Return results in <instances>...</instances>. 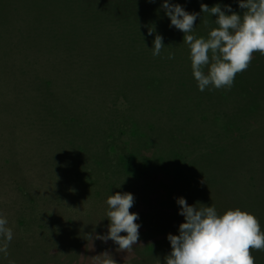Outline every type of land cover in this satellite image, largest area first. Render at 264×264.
Masks as SVG:
<instances>
[{
	"label": "rangeland",
	"instance_id": "rangeland-1",
	"mask_svg": "<svg viewBox=\"0 0 264 264\" xmlns=\"http://www.w3.org/2000/svg\"><path fill=\"white\" fill-rule=\"evenodd\" d=\"M88 2L96 4L94 10L101 16L91 13L95 18L89 20L85 18L88 13L80 14L73 8L65 12L61 2L57 8H49L54 11L51 24L45 21L42 29L59 32L55 45L41 35L29 34L40 68L16 61L12 75L0 72V205H23L14 195L17 186L23 185L35 192L32 210L37 215L45 211L46 215L65 218L58 225L67 230L64 239L57 240L60 228L53 226L55 222L35 216L31 220L25 215L17 222L7 215L13 231L8 248L17 252L7 263L102 264L107 252L117 264H165L171 250L167 235H178V226L184 221L177 197L189 205L214 206L218 214L234 208L248 211L264 230V171L246 167L255 159L264 165V149L263 154L257 149L264 140V55L256 53L261 61V67L257 63L255 69L261 87L254 94L261 110L254 106L256 99L251 93L240 99L243 93L238 85L213 88L215 93L209 98L195 91L187 94L177 81L162 82V73L154 71L158 57L154 58L148 45L153 43L144 44L136 35L134 18L150 28L165 30L163 38L177 43L189 62L190 49L183 33L170 26L163 0ZM168 2L200 14L191 33L195 36L204 31L207 16L211 22L216 19L201 13V3L208 7L218 4L225 14H229L226 5L238 14L244 11L238 0ZM111 13L115 20L125 16L126 26L108 19ZM143 31L141 27L137 32ZM71 43H77L79 51L70 48ZM182 62L186 70L191 68V61ZM238 74L234 83L242 84ZM156 77L160 83L152 82ZM248 106L255 112L245 115ZM231 124L241 128L240 135H227L225 126ZM232 139L242 146L229 148ZM94 159L100 160L101 168L89 169ZM243 162L247 169L243 177L248 182L230 184L229 165L238 167ZM45 163L49 174L43 171ZM92 175L111 184L97 185L98 177L93 180ZM251 178L257 180L255 185ZM88 187L87 193L80 194ZM115 192L133 194L130 211L139 217V241L126 252L119 251L111 239L105 242L97 238L107 233L106 200ZM74 204H86L88 210L76 209L79 217L70 223ZM33 242L39 253L28 248ZM252 255L255 264H264V251L253 250Z\"/></svg>",
	"mask_w": 264,
	"mask_h": 264
},
{
	"label": "clouds",
	"instance_id": "clouds-1",
	"mask_svg": "<svg viewBox=\"0 0 264 264\" xmlns=\"http://www.w3.org/2000/svg\"><path fill=\"white\" fill-rule=\"evenodd\" d=\"M238 4L244 10L242 14L232 11L228 5L225 7L229 14H225L218 4L212 7L200 4L201 13L216 17L217 27L205 38L191 34L200 14L163 0L162 8L170 26L183 33V40L190 49L192 74L200 91L230 89L236 75L251 64L253 54L264 55V0H238ZM153 31L148 28L149 35ZM164 47L163 37L156 34L152 55L159 56ZM167 58L174 59V53L169 52ZM106 203L108 230L97 238L105 242L111 239L119 251H130L139 241L140 228L138 214L130 211L134 196L130 192H115L107 197ZM176 203L184 221L178 226V235H167L171 250L165 264H255L253 250L264 251V230L257 217L248 211L234 208L218 214L214 206L199 202L189 205L183 197H177ZM197 203L201 205L199 208ZM0 238V253L6 257L13 231L2 213ZM104 256L102 264H117L109 253L105 252Z\"/></svg>",
	"mask_w": 264,
	"mask_h": 264
},
{
	"label": "trees",
	"instance_id": "trees-1",
	"mask_svg": "<svg viewBox=\"0 0 264 264\" xmlns=\"http://www.w3.org/2000/svg\"><path fill=\"white\" fill-rule=\"evenodd\" d=\"M88 1L89 0H87V1L86 0H0V72L6 74L7 76H8V73L12 75L14 73V72H12V69H13L14 63L16 61L25 62V64H29V65L34 63V64H37V67L40 68L41 64L39 65L37 60H36V59H38V55L33 50L31 42L28 41L29 40V34L30 35L31 34L41 35V39L44 37L46 42L49 40H52L53 44L55 45L56 41L58 40L57 38L60 35V34H58L59 32L53 31V30H51V28H47L45 30L42 29L45 26V24H44L45 21H48V23L51 24V16L53 17L54 11L51 12L50 10H52V9L49 10V8L50 7L52 8L54 6L57 8L58 4L61 2V3H64L63 4L64 6H62L61 8L64 7L65 12H67L71 8H73L74 11L79 12L80 14L88 13L87 17H85V18H88L89 20H93V18H95V17L91 16V13L92 14L97 13V15L101 16L100 11H96L97 9L94 10V5H96V4L95 3H89ZM135 9H137V8H135ZM141 9L144 10L143 7H141ZM53 10H56V9H53ZM107 18L108 19L112 18L113 22H115V24L118 23V25H120L121 27L126 26V25H124L125 16H123L122 20L119 17H118V19L115 20L114 13H111L110 15H107ZM205 21H207V24H205ZM205 21L202 24L205 26V28H203L204 31L199 30V32L197 33L198 36H196V37L207 38L209 31L212 28L217 27L215 22H211L209 20V16H207ZM134 26L136 29V35H138L139 37H141V39H143L144 44H145V42H148V41H151L153 43V40H154V37L156 34H159L163 37V35L165 33V30H163V29L153 28L154 29L153 34L149 35L148 34V28H150V27L148 26V23L143 24L142 21L137 20L135 18H134ZM24 27H26V28L29 27V28H27V30H26V28H24ZM141 27L143 28L144 31H143V33H138L137 31ZM53 34H55L56 36L53 37ZM41 39H39V40H41ZM163 43H164L165 47L162 49L161 54L159 56H155L158 58L155 59L157 64H156V67L154 70L155 73H159V72L162 73L161 75L164 76V78H163L164 80H162V82L165 80L177 81L178 83H180L182 91L187 93V94H193V92L195 91L196 93L200 92L199 94H201L203 97H207V98H209V96L213 95L215 93L213 88H206L204 91H200L198 89L197 81L195 80V78L192 74V69L188 68L186 70L185 67L187 65L183 66L184 63L182 61L190 64V60L188 62L189 56L186 55L185 58L182 57L183 56V50L179 49L177 43L175 44V42L173 40L166 38V37L163 38ZM72 44L74 45V47ZM69 45H70V48L77 47V50L79 51V47H78L79 45L77 43H71ZM148 45H150L151 47L153 46V44H151V43ZM67 47H68V45L67 46L65 45V50L67 49ZM169 52L174 53V59H168L167 58ZM253 55L254 56L252 59V63L249 65L247 70L238 74L240 79L244 80V82L242 84L235 82V83H233V85L240 86L239 91H241V93H243L241 95L240 99L248 96L250 93L252 95H254V96H251V98L256 99L254 106L258 109L260 106L259 98L254 93H257V90L260 89L261 86L259 83V79L257 78V72L255 69H256L257 63L261 67V61L257 58L256 53H254ZM34 61H36V63ZM181 66H183V67L181 68ZM204 71H205V73H207V68H205ZM23 72L29 73L26 71H23ZM181 73H182V75H181ZM12 79H13V77H12ZM154 81H158L160 83V81H161L160 77L154 78L152 80V82H154ZM168 81H167V84H168ZM6 86L8 88H10L12 85L6 84L5 87ZM131 89L132 88H130V91H131ZM133 95L137 96L136 92H134ZM17 99H18L17 101L19 102V104L22 103L20 101V98L17 97ZM249 103L250 102H248L247 104H249ZM142 104L143 103H140V105H142ZM245 110H246V112H245ZM259 110H261V107L259 108ZM253 112H255V110L251 109L249 106L247 108H244L245 115H247L248 113H253ZM211 116H213V115H211ZM232 125L233 124H231L230 126H225V132H227V135H228V132H235L236 136L240 135L241 134V128H238L237 125H235V126H232ZM235 135H233V136L236 137ZM232 141H235V142H232ZM260 141H262V140H260ZM228 143H229L228 144L229 148H233V147L235 148L236 146H234V145H236V144H238V147L242 146V145H240V143L238 141H236L234 139H232ZM263 144H264V140L260 143V146H257V149L259 151H261V152H258V154H260V153L263 154V152H262V149H264V147L262 146ZM243 152H245V150ZM94 161L95 162L92 164V166L89 167V169L102 167L99 159L98 160L94 159ZM260 161H261V159H255V162H253V165H250V166L247 165L246 166L247 169H250V168H252L253 170L261 169V171H264V165H260ZM55 163L56 162H54V164ZM42 167H43L44 172H48L46 169V163L42 164ZM67 167L69 168L68 165H67ZM71 167L73 168L72 165H71ZM246 167H245V162H243L242 166H238V167L234 166V165H229V170H228L229 171L228 172L229 179L228 180L230 181V184H234L236 182L239 183V181L244 182V183L248 182V179L246 177H243V175L245 174V170H247ZM60 169L61 168H60V164H59V171H60ZM238 171H241L240 174H238ZM101 173L103 174L102 170H101ZM48 174H49V172H48ZM51 176L50 177L54 180L53 175H51ZM92 176H94L93 180H96V178L98 177V175H96V176L92 175ZM41 179H43V178H41ZM97 180L99 182L97 185H100V184L101 185H107V183L111 184V181L103 179V178L100 179L98 177ZM100 180H104V181L100 182ZM81 181L84 182V180H81ZM112 181H115V179ZM250 181H251V183H253V185H255L257 180L254 178L253 179L251 178ZM86 182L92 184V182H88V181H86ZM58 183L61 184L60 182H58ZM19 186H22V187L19 188ZM19 186H17V192L14 195H15L16 199H21L22 202H20V203H22L23 205L5 208L1 204L0 205V213H2L5 217H7V215H8L10 219L17 221V222H18L19 218L20 219L23 218L24 215L29 219H31L35 216L38 219L43 218L46 221L55 222L53 226L60 228V230H58V233H60V235H58L56 237V239L57 240H59V239L63 240L64 239L63 232H67V230H63V228L61 227V224L58 225V222L65 221V218H61V217H57V216L53 217L52 215H46L45 211L40 212V214L37 215L35 213V210H32L33 209L32 203H34L35 192L29 191L23 185H19ZM89 186L92 187L93 184L89 185ZM90 187H88L87 189L84 188V190H80L79 191L80 194L87 193V191L89 190ZM234 188L238 189L239 188L238 184H236L234 186ZM234 193L235 192H233V194ZM69 199H70V196H69ZM99 206H101V205H99ZM106 207L107 206H104V208H106ZM76 209L88 210L86 204H74V205H72V207L70 209V215L68 216V220H69L68 222L71 223L73 220H76V218L79 217L78 213L75 211ZM66 219H67V217H66ZM41 230H42V227H40V229H38V231H41ZM49 232H53V231L51 229H49ZM69 235H70V237L69 236H67V237L69 238V240H72V242H73L72 234H69ZM41 237H43V236H41ZM0 239H2V238H0ZM24 243H26V242H24ZM34 243L35 242H33L32 244H29L30 247H29V245H27V246L29 249L34 250V253H39V251L36 250L37 246ZM39 247L44 250V248L41 245H39ZM40 252H41V254L45 253V251H40ZM15 253H17V252L11 248H8V255L6 257L4 256L3 253H0V264H8L7 261L11 260L14 257Z\"/></svg>",
	"mask_w": 264,
	"mask_h": 264
}]
</instances>
